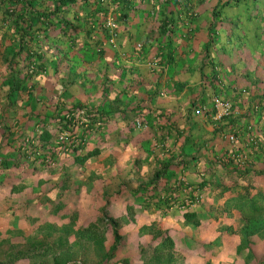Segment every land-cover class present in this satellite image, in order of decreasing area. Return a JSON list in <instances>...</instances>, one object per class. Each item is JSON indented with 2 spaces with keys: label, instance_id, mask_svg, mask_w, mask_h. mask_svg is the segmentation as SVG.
I'll list each match as a JSON object with an SVG mask.
<instances>
[{
  "label": "crops",
  "instance_id": "1",
  "mask_svg": "<svg viewBox=\"0 0 264 264\" xmlns=\"http://www.w3.org/2000/svg\"><path fill=\"white\" fill-rule=\"evenodd\" d=\"M12 1L15 11L5 15L9 2L0 0V245L30 250L12 249L17 258L11 264L51 262V250L40 255L33 249L55 243L75 248L70 261L97 264L103 255L93 250L106 229L98 206L63 203L78 195L67 176L78 169L72 154L58 155L51 165L23 152L25 134L52 145L58 117L77 104L94 107L100 119L85 146L97 152L87 162L101 173L112 168L115 175L119 165L131 175L127 189L110 195L106 210L127 226L125 235L149 239L147 262L164 244L158 254H170L172 264H264V221L241 240L240 211L224 205L242 185L250 194L264 192V144L253 148L249 141L264 143V82L240 77L244 67L233 73L232 65L228 72V50L216 38L215 20L222 16L212 14L222 0H59L66 4L50 23L73 22L74 31L34 21L58 0ZM108 18L115 22L114 44L103 27ZM29 22L32 27L23 30ZM211 28L217 32L212 39ZM152 59L158 64L150 65ZM215 95L231 101L229 114L218 115ZM228 155L237 161L224 163ZM180 157L181 168L175 164ZM169 159L188 187L176 190L178 201L170 206L145 207L133 189ZM243 169L248 171L239 173ZM202 180L235 185L220 191L210 184L196 189L198 202L179 205L190 185ZM170 184L175 186L174 176ZM185 210L204 214L199 224L185 223ZM156 215L164 220L160 227Z\"/></svg>",
  "mask_w": 264,
  "mask_h": 264
},
{
  "label": "trees",
  "instance_id": "2",
  "mask_svg": "<svg viewBox=\"0 0 264 264\" xmlns=\"http://www.w3.org/2000/svg\"><path fill=\"white\" fill-rule=\"evenodd\" d=\"M9 2L7 6L4 7L5 9V15L11 14L13 11H15V6L12 0H6ZM17 2L18 0H14ZM20 1V0H19ZM66 1H57L54 8L51 11L45 12V14L39 13L34 19V21L40 22L42 25L47 23L49 24V28H54V26L60 25V29L65 28L66 30L74 31L75 25L73 22H67L65 20H58L55 23H50L51 19L53 18H58V10L59 7L62 4H66ZM213 13H215L213 11ZM15 17V16H14ZM18 19V18H17ZM103 27L105 29V33H109V36L107 40L109 41L110 37V32L111 30L109 29V26L106 24V19H103ZM22 23V21H21ZM115 23V22H114ZM32 23H28L24 26L23 30H27L28 28H31ZM169 25L170 23L167 22L166 24V31L168 32L169 30ZM22 26V25H21ZM115 27V25H114ZM42 29H40V32ZM115 33L116 31L113 30ZM209 36L210 39L214 37L213 33H215V29L212 30V28L209 30ZM116 36V34H115ZM110 42V41H109ZM115 42V40H114ZM111 44H114L110 42ZM138 46V45H137ZM97 49V48H96ZM99 50V49H97ZM259 107V104H255L253 106L254 109ZM232 111V108H231ZM100 119L97 118V110L89 105L85 104H77L75 107L69 108L65 110L59 117L56 125V130H54V143L51 145L44 144L39 140V142L35 141L34 136L25 134L23 135V145L25 147L23 152H26L28 156L32 160L39 159L40 162L47 163V164H53L54 160L56 157L60 154L63 153H71L72 156L74 157V161L78 165L77 170H72L68 171V177L71 178L75 183H72L76 186L77 183H80L76 179L80 178L77 176V172L79 170H83L84 166L86 165V162L88 159L94 155L97 151L96 149H90L85 151V146L88 144L90 141L91 133L94 131L93 128L95 125L100 124ZM61 131H67L69 135L71 136L68 140H61L59 139V134ZM50 134V132L48 131ZM235 135V134H234ZM236 138V137H235ZM261 138L258 137H251L249 139L250 145L253 148H262L263 147V142L261 141ZM28 151V152H27ZM223 161L224 163H230V162H236L237 158L235 155H228ZM185 159L182 157L177 159V162L175 164H180V168L184 166ZM251 161L248 163L250 164ZM234 165V163H231V165ZM249 164H246L244 166H248ZM173 162L172 160H166V161H161L158 164V167L148 175V180L142 181V184L136 188H134L133 192L137 194L138 197H136L137 202H141L142 205L145 207H152L154 206L155 209L160 208L162 206H170L174 204L176 201H178V193L176 190H185L188 187V184H184L183 180L181 178H176V171L175 168L172 167ZM116 168V173L113 176L114 179L118 182V187L114 189H110L113 191H108V192H113L117 193L120 190L127 189V183L126 181L124 182L122 176H121V170H118L119 166L115 165ZM235 170L237 167H234ZM248 169H243L239 171V173H245L247 172ZM264 172V170L262 171ZM101 172H99L96 168L92 169V177L93 179H97V177H100ZM174 176V181H175V186L171 185V177ZM91 178L88 179V182L94 181ZM92 184V183H91ZM211 184V183H210ZM209 184V185H210ZM121 185H123L121 187ZM209 185L205 181H201L196 184V186L188 188V192H185V194L181 197L179 205L181 206H189L192 203L198 202V193L195 192L196 189H209ZM235 185V184H233ZM232 184L230 185H225L222 184L221 182L213 183L211 184V187L213 188H219L220 191L230 189ZM104 185L101 186V192L102 194L105 193V190H103ZM67 188V187H66ZM70 188H72L71 185L68 184L67 190L70 191ZM75 188V187H74ZM249 185H242L239 187V192H235V194L231 195L230 197L226 198L224 200V205L226 207H234L237 210L240 211L241 215V220H242V226L239 232L241 233V240H246L247 237L251 234H253L255 231V228H261L263 227V221H264V192L261 189H257L254 193L250 194L249 192ZM63 189V187H62ZM195 192V193H193ZM133 193V194H134ZM98 195V193H96ZM112 195V194H111ZM107 197H110L108 194ZM200 202V201H199ZM224 206V207H225ZM201 211V210H200ZM201 212H196L193 210H185L183 212V217H184V222L189 223L192 226H196L199 224L200 218L203 216ZM98 222L99 223H104L106 225V229H101L99 233L97 234L99 237V240L95 246L96 250L100 251L102 255L100 261L98 264H102L103 262L107 261L109 258H111L114 254L116 249L120 246V242L122 239V233L119 231L120 229V219L116 216L108 214L105 204H101L98 206ZM91 226V224H90ZM109 227V229H108ZM109 232L111 236V242L106 244L105 240H107L106 233ZM69 230H66V233H68ZM91 232V230H89ZM101 232V233H100ZM165 239L169 240V237H166ZM52 246H59L58 244L52 245ZM11 251L14 247L18 246H9ZM25 249H28V246H25ZM63 247V246H62ZM71 249V250H70ZM75 248L69 246V250L62 249L59 251L60 255L58 253H55L53 260L57 264H63V262L70 261L71 257V251L74 250ZM164 249V244H161L157 247L156 252H154L151 255L150 260L152 261L151 264H172L170 261V254L165 256L163 254L159 255L158 251ZM162 260H161V259ZM52 260V261H53ZM43 263L47 261H41ZM73 263V262H71Z\"/></svg>",
  "mask_w": 264,
  "mask_h": 264
},
{
  "label": "rangeland",
  "instance_id": "3",
  "mask_svg": "<svg viewBox=\"0 0 264 264\" xmlns=\"http://www.w3.org/2000/svg\"><path fill=\"white\" fill-rule=\"evenodd\" d=\"M213 11L215 13H213ZM212 14L222 16V22L219 18L216 17V24H217V31H219L216 35V38L219 40V47L221 49H227L228 53H225L223 58L225 57V66L228 68V72L230 71L229 66L234 65L235 69H243V77L247 81H252L256 77H259L257 83L264 82V0H222V2H218L217 4L213 5L212 7ZM215 17V16H214ZM216 27V25H215ZM139 46V45H138ZM236 65V66H235ZM238 74V73H237ZM231 77V74H229ZM234 76V75H233ZM244 80V81H245ZM249 83V82H247ZM264 84V83H263ZM90 150L89 148L85 151ZM105 160H107L105 158ZM89 161V159H88ZM119 166V165H118ZM107 169V167H105ZM92 164L90 162H86L83 170H79L77 172V176L80 178L76 179L80 183L78 185V195L77 198H70L66 199L63 203H67V205H90V206H99L101 204L107 205L111 200L107 195L113 194V190L118 187V182L114 179V175L111 174L112 168L105 170V173H101L100 177L97 179H93L92 177ZM112 169V170H111ZM115 173H116V168ZM121 176L127 183V179L130 178L131 175L128 173H124V168L120 167L118 170H121ZM91 178V183L88 182V179ZM75 183V182H74ZM104 185L105 193L102 194L101 186ZM123 185H121L122 187ZM77 188V186H76ZM123 189V188H122ZM75 190V189H74ZM82 191V192H80ZM113 191V192H108ZM121 191V190H120ZM119 191V192H120ZM119 192L114 193L113 195H117ZM83 193V196L81 194ZM98 193V195H96ZM119 202V201H118ZM118 202L115 204L117 208L120 207V203ZM54 203V201H53ZM119 217L118 215H116ZM155 221H158L159 227L161 226L160 223L164 222L159 215L155 216ZM129 218V216H128ZM160 221V222H159ZM165 225V223H164ZM91 228L90 224L87 225ZM119 231L122 233V239L120 242V246L117 251H115V259L116 261H112L110 264H151L150 262L146 261V249H148V238H143L140 240L135 238V236L125 235L127 231V226L123 225ZM160 231V230H158ZM105 232V230H104ZM163 236V231H160ZM159 232V233H160ZM166 232V231H165ZM233 232V231H232ZM264 232V231H262ZM101 233V232H100ZM129 233V232H128ZM167 233V232H166ZM239 233V232H238ZM156 234L153 233L152 237H156ZM177 233H174V235ZM237 235L236 233H234ZM140 238V234L138 233ZM159 238V237H157ZM143 247V248H142ZM25 246H18L14 247L17 252L20 254L27 253L30 249H25ZM71 248V246H70ZM146 248V249H144ZM65 249L66 251L69 250V246L67 247H60V246H38L34 247L33 252L36 254L43 255L44 253H48L51 250L52 256L54 257L55 253L60 255L59 251ZM91 250V247H88ZM143 249V251H142ZM71 250V249H70ZM93 250L96 251L94 247ZM128 254V255H127ZM143 254V255H142ZM138 255H140L138 257ZM128 256V258H126ZM11 258H17L16 256L11 254L10 247L0 245V264H11L12 262L9 261ZM124 259H128L130 261H125ZM73 262V263H71ZM26 264H57L54 260L51 262H28ZM63 264H93V263H85V262H76V261H67L63 262ZM98 264V263H97ZM102 264H109V262Z\"/></svg>",
  "mask_w": 264,
  "mask_h": 264
},
{
  "label": "built area",
  "instance_id": "4",
  "mask_svg": "<svg viewBox=\"0 0 264 264\" xmlns=\"http://www.w3.org/2000/svg\"><path fill=\"white\" fill-rule=\"evenodd\" d=\"M106 24L109 26V28H111L109 41L114 43L116 33L113 31V28H114L115 23H114L113 19L108 18V19H106ZM137 45H140V43H137ZM148 63L150 65H157L158 61L156 59H152V60H148ZM212 102H213V106H214L216 112L218 113V115H226V114L230 113L231 108H232V103L229 99H225V98H222L218 95H215L212 99ZM69 138L71 140V136L69 135V133L67 131H61L60 132L59 139L68 140Z\"/></svg>",
  "mask_w": 264,
  "mask_h": 264
},
{
  "label": "clouds",
  "instance_id": "5",
  "mask_svg": "<svg viewBox=\"0 0 264 264\" xmlns=\"http://www.w3.org/2000/svg\"><path fill=\"white\" fill-rule=\"evenodd\" d=\"M219 96V95H218ZM221 97V96H220ZM223 98V97H222ZM225 99H227V98H225ZM231 112V111H230Z\"/></svg>",
  "mask_w": 264,
  "mask_h": 264
}]
</instances>
